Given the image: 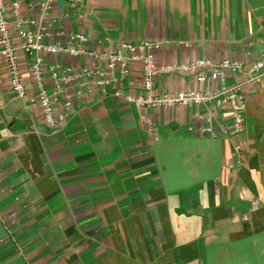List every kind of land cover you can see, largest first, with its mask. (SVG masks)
Here are the masks:
<instances>
[{
	"label": "crops",
	"instance_id": "crops-1",
	"mask_svg": "<svg viewBox=\"0 0 264 264\" xmlns=\"http://www.w3.org/2000/svg\"><path fill=\"white\" fill-rule=\"evenodd\" d=\"M30 2L26 17L36 16ZM52 15L65 36H88V49L160 41V65L248 64L264 42V0H58ZM52 61L78 63L45 56ZM20 68L31 97L25 55ZM142 81L135 66L127 92ZM199 88L187 74L155 83L160 93ZM246 94L237 155V141L222 135L223 109L213 137L198 131L208 126L204 107L148 110L100 96L53 132L1 69L0 264H264V83Z\"/></svg>",
	"mask_w": 264,
	"mask_h": 264
},
{
	"label": "built area",
	"instance_id": "built-area-1",
	"mask_svg": "<svg viewBox=\"0 0 264 264\" xmlns=\"http://www.w3.org/2000/svg\"><path fill=\"white\" fill-rule=\"evenodd\" d=\"M56 1L31 0L27 8L37 10L36 16L26 17L24 0H0V70L7 72L11 90L20 100H28L41 109L45 124L53 132L72 119L79 104L100 96H115L148 110L204 107L210 110L206 118L208 126L198 131L213 137L218 111L227 110L229 122L224 124L222 135L236 140V153H242L246 145V92L264 83V42L259 59L248 64L232 59H198L160 65L157 54L165 46L160 41H123L115 49L98 50L86 48L90 39L83 33L65 36L59 30L58 18L52 15ZM67 2L74 7L84 4V0ZM63 35L65 39L58 41ZM21 55L29 61L35 84L36 92L31 97L20 68ZM45 56H62L78 63L52 61L46 65ZM86 59L93 63H85ZM135 66H140L143 81L140 91L132 94L125 85L130 83ZM172 74L192 75L200 88L157 92V79ZM149 131L156 134L158 129L154 125ZM229 168L234 169L235 165Z\"/></svg>",
	"mask_w": 264,
	"mask_h": 264
}]
</instances>
